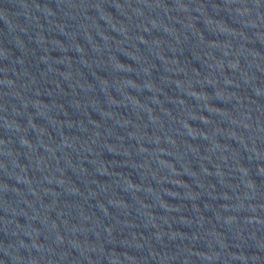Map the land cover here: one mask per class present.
Returning a JSON list of instances; mask_svg holds the SVG:
<instances>
[{"label": "water", "instance_id": "obj_1", "mask_svg": "<svg viewBox=\"0 0 264 264\" xmlns=\"http://www.w3.org/2000/svg\"><path fill=\"white\" fill-rule=\"evenodd\" d=\"M0 264H264V22L0 0Z\"/></svg>", "mask_w": 264, "mask_h": 264}]
</instances>
